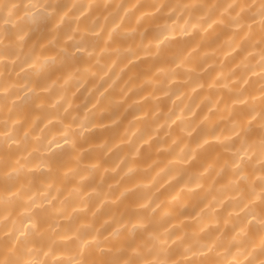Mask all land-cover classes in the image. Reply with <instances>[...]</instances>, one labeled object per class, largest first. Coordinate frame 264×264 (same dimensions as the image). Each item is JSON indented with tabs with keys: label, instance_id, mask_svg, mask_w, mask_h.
Segmentation results:
<instances>
[{
	"label": "clouds",
	"instance_id": "clouds-1",
	"mask_svg": "<svg viewBox=\"0 0 264 264\" xmlns=\"http://www.w3.org/2000/svg\"><path fill=\"white\" fill-rule=\"evenodd\" d=\"M0 264H264V0H0Z\"/></svg>",
	"mask_w": 264,
	"mask_h": 264
},
{
	"label": "bare ground",
	"instance_id": "bare-ground-1",
	"mask_svg": "<svg viewBox=\"0 0 264 264\" xmlns=\"http://www.w3.org/2000/svg\"><path fill=\"white\" fill-rule=\"evenodd\" d=\"M27 99V98H26Z\"/></svg>",
	"mask_w": 264,
	"mask_h": 264
}]
</instances>
